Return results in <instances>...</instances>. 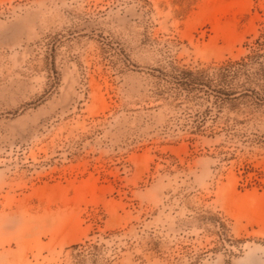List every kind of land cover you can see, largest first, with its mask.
Wrapping results in <instances>:
<instances>
[{
  "label": "rangeland",
  "instance_id": "374dc122",
  "mask_svg": "<svg viewBox=\"0 0 264 264\" xmlns=\"http://www.w3.org/2000/svg\"><path fill=\"white\" fill-rule=\"evenodd\" d=\"M0 264H264V0H0Z\"/></svg>",
  "mask_w": 264,
  "mask_h": 264
}]
</instances>
